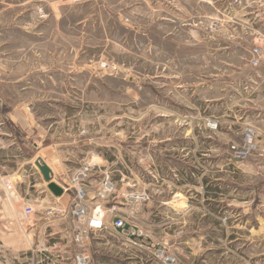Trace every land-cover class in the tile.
<instances>
[{"label":"rangeland","instance_id":"374dc122","mask_svg":"<svg viewBox=\"0 0 264 264\" xmlns=\"http://www.w3.org/2000/svg\"><path fill=\"white\" fill-rule=\"evenodd\" d=\"M61 1L0 0V117L18 144L4 159L21 167L23 195L36 202L27 219L42 226L34 235L22 223L6 225L0 264H76L83 251L94 264H264V207L254 212L264 161L254 156L259 149L233 158L243 127L210 102L221 69L237 68L256 44L239 24V3ZM215 22L224 27L212 29ZM252 23L263 30L264 20ZM38 158L62 184L88 161L110 169L115 193L95 198L96 172L92 205H117L143 238L98 231L82 247L72 194L63 208L42 199ZM139 194L149 199L134 202ZM51 229L71 235L46 237Z\"/></svg>","mask_w":264,"mask_h":264},{"label":"crops","instance_id":"0c3cea01","mask_svg":"<svg viewBox=\"0 0 264 264\" xmlns=\"http://www.w3.org/2000/svg\"><path fill=\"white\" fill-rule=\"evenodd\" d=\"M64 1V0H63ZM69 1V0H65ZM62 2V6L66 7V2ZM214 0H198V3L202 9L203 7L210 9L212 8ZM257 0H240L239 5L241 6V18L239 19V24L241 27L250 28L252 31L251 37L255 36L259 28L255 29L252 27L254 20L264 18L261 16L262 7L259 3H256ZM59 3V2H57ZM69 3V2H68ZM238 5V6H239ZM198 8V10L200 9ZM58 11V9H57ZM200 11V10H199ZM81 23V22H79ZM249 57L244 60L237 68H233L231 63L227 62V67L221 69V82H220V94L219 97H212L210 102H216L217 105L223 109V116L228 117H236V120L232 121L234 125H239L240 128L244 127L245 125H252L257 129L258 137L257 141L259 142L260 149L259 152L255 153L254 156L259 157V161H264L262 157L264 156V61L262 65L258 68H253L249 64ZM231 66V68H230ZM230 74V78H229ZM227 76V77H224ZM212 87V84L210 85ZM220 117V123L226 122V119ZM5 118L3 115L0 117V239L2 240L4 234V227L10 225H21L24 224L25 229H30L31 234L33 233L36 235L38 231H41L42 226L39 222H29V220L22 216L24 214V205H32L35 210V201L32 197L24 196L23 194L26 193V185L22 188V185H19V182L22 181V173L18 170H21V167H18V170L15 169L11 170L10 167H7L8 160H5L4 157L6 156V152H10V149L18 148V144L15 143V138L13 136L12 131L6 126ZM14 121L10 120L9 124H13ZM232 124V125H233ZM12 138V142H8V139ZM21 165V163L19 162ZM9 166V165H8ZM51 167V166H50ZM52 168V167H51ZM54 170V169H52ZM54 179L57 178V172L54 170ZM39 181H42V185L40 186L39 191L42 196V199L47 202L48 208H53L54 205L56 207L63 208L68 202V198H63L66 194L61 197H56L53 193L48 189L47 183L45 182L42 174L38 171ZM20 179L19 182L17 179ZM57 181V180H56ZM59 184V181H57ZM64 182V180H63ZM70 194V193H69ZM70 197V195H69ZM68 199V200H67ZM23 201V207L21 210L20 203ZM15 204H17V209L13 210L12 212H8L9 206L15 208ZM254 205L258 206L254 210L256 211L255 215L261 216V209L260 207H264V198L258 200V204L255 203ZM46 208V209H48ZM35 214V213H34ZM33 214V215H34ZM33 215L30 217L31 220L33 219ZM35 216V215H34ZM63 216V215H62ZM29 217V218H30ZM48 217V216H47ZM50 218V217H48ZM67 220V218L65 217ZM7 222V223H6ZM27 224V225H26ZM70 226V225H69ZM49 233L45 234L46 237L51 234L55 233H64L66 235H71V230H56L53 231L51 229ZM42 235V234H41ZM30 236V235H29ZM4 246V245H2ZM165 264V263H164Z\"/></svg>","mask_w":264,"mask_h":264},{"label":"built area","instance_id":"2783aa9c","mask_svg":"<svg viewBox=\"0 0 264 264\" xmlns=\"http://www.w3.org/2000/svg\"><path fill=\"white\" fill-rule=\"evenodd\" d=\"M239 3L240 0H233ZM262 7L261 16L264 18V0L259 3ZM224 27L223 22H215L211 24L212 29H220ZM257 39L256 44L250 50L249 64L253 68H258L264 61V28L255 33ZM216 127V124H215ZM241 140L233 144L230 149L234 159L238 161L248 160L260 146L257 141L258 132L252 125H245L242 129ZM96 170V171H95ZM95 171V172H94ZM98 173L100 178L97 181L95 190V198L99 201H104L108 196L115 193L116 184L113 179L112 171L103 167L101 164L88 161L77 167L63 184L64 192L71 193V213L73 221L76 224L78 231L74 235V240L82 247L85 245V240L89 238L90 233L98 231L115 230L130 224L126 217L120 214L117 205H112L108 208H103L101 203L93 206L90 196V188L92 183L91 178L95 173ZM140 196L131 197L134 202H140L149 199L147 194H139ZM35 213L32 205H24V215L29 218ZM133 238H143V233L135 225L130 224V229L125 233ZM135 238V239H136ZM162 255V254H161ZM168 264H173L175 260L171 257L165 259ZM76 264H94L91 256L83 251L76 256Z\"/></svg>","mask_w":264,"mask_h":264},{"label":"water","instance_id":"95a60500","mask_svg":"<svg viewBox=\"0 0 264 264\" xmlns=\"http://www.w3.org/2000/svg\"><path fill=\"white\" fill-rule=\"evenodd\" d=\"M35 165L38 167L40 173L42 174L45 182L47 183L48 189L55 195L56 197H61L64 194V188L55 181L54 172L50 165L42 158H38L35 161ZM130 229V224H126L124 227L117 228V231L122 233ZM135 235L133 239H135Z\"/></svg>","mask_w":264,"mask_h":264}]
</instances>
